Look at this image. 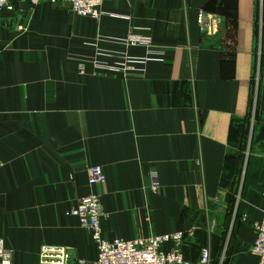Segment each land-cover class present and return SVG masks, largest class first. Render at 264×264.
<instances>
[{
	"label": "crops",
	"instance_id": "crops-1",
	"mask_svg": "<svg viewBox=\"0 0 264 264\" xmlns=\"http://www.w3.org/2000/svg\"><path fill=\"white\" fill-rule=\"evenodd\" d=\"M15 5L0 12V239L11 264H38L42 245L95 261L90 232L67 215L91 193L109 241L181 231L192 264L204 247L208 264H258L264 0H106L98 20L49 0ZM200 10L217 16L213 34ZM130 34L163 49L143 78L87 61L144 57L120 43ZM91 166L104 183L87 185Z\"/></svg>",
	"mask_w": 264,
	"mask_h": 264
},
{
	"label": "built area",
	"instance_id": "built-area-1",
	"mask_svg": "<svg viewBox=\"0 0 264 264\" xmlns=\"http://www.w3.org/2000/svg\"><path fill=\"white\" fill-rule=\"evenodd\" d=\"M16 0H0L1 11H13ZM52 4H63L79 17L98 20L101 17V6L106 0H49ZM197 24L202 32L213 34L216 31L218 18L214 14L202 10L197 13ZM124 46H143L146 49L144 57H131L126 54L98 52L88 58L101 70L120 73L125 79L143 78L145 66L149 61L160 60L163 49L154 46L149 36L130 34L120 40ZM114 59L108 63L99 57ZM150 191H158L159 185L155 174L151 175ZM105 176L100 166L87 169V185L93 187L104 183ZM67 215L78 219L81 228L88 230L97 249V259L92 262L72 260L71 252L64 247L42 245L38 253V264H192L184 259V234L175 231L165 235H152L147 238L132 240H107L103 236L100 225L102 212L101 196L91 193L76 200L74 208ZM256 234L251 252L259 258L258 264H264V209L261 221L254 224ZM168 245L169 248H165ZM210 262V252L207 248L200 249L199 264ZM0 264H11V251L7 250L0 239Z\"/></svg>",
	"mask_w": 264,
	"mask_h": 264
}]
</instances>
